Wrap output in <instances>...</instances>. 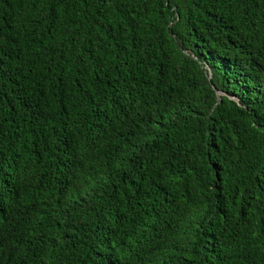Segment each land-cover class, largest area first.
I'll use <instances>...</instances> for the list:
<instances>
[{"label":"trees","instance_id":"1","mask_svg":"<svg viewBox=\"0 0 264 264\" xmlns=\"http://www.w3.org/2000/svg\"><path fill=\"white\" fill-rule=\"evenodd\" d=\"M0 264H264V0H0Z\"/></svg>","mask_w":264,"mask_h":264}]
</instances>
